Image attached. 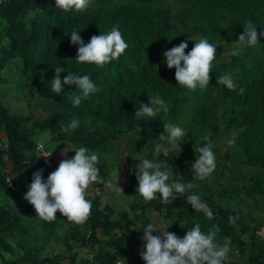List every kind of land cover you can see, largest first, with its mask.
<instances>
[{
	"label": "trees",
	"instance_id": "trees-1",
	"mask_svg": "<svg viewBox=\"0 0 264 264\" xmlns=\"http://www.w3.org/2000/svg\"><path fill=\"white\" fill-rule=\"evenodd\" d=\"M92 5L84 12H63L55 7V0H9L0 6V94L8 82L4 70L19 63L27 94L36 96L38 107L48 112L45 118L36 119L0 104L1 263L65 264L60 251L47 254L42 253L46 246L35 247L41 237L50 244L54 239L66 241L70 252L67 264L77 263L72 249L75 242L94 253L92 258L84 256L82 264H114L118 259L145 264L140 257L143 248L137 252L136 243L148 223L161 219L173 222L167 224V231L180 238L197 223L204 233L218 229L219 243L223 244L225 237L231 241L224 264H264V237L259 231L264 217L257 210L264 205V0H92ZM249 21L256 26L258 42L240 45L237 40ZM114 25L128 44L119 59L104 67L78 64L79 46L71 43V31L77 30L88 43L92 35L106 33ZM203 38L216 45L217 52L209 84L191 91L177 83L175 68L167 67L163 54L181 42L187 43V54L195 41ZM234 49L238 55L232 54ZM56 67L65 70L60 73L62 81L68 72L88 75L100 91L73 106L69 97L80 94L75 85H65L61 94L51 91ZM224 74L233 77L238 85L235 91L219 85L217 76ZM156 95L169 106V112L135 116L141 104L151 106L148 96ZM74 118L79 119V127L62 131ZM165 123L182 127L186 134L177 141L181 149L170 148L157 157L154 145L160 142ZM48 131L53 140L73 146L69 151L72 156L74 147L95 153L120 152V140L124 139L131 155L129 189L134 193L139 156L160 163L170 180L192 182L196 187L183 196L174 194L168 204L159 193L152 201L136 193L129 209L119 211L118 216L113 206L102 204L101 195L87 196L92 209L83 225L67 221L59 211L56 220L42 221L32 205L27 203L22 209L14 200L28 191L33 173L42 169L46 181L54 171L36 151L35 137ZM207 135L216 168L206 179L197 180L192 170L199 155L195 149L207 143L203 139ZM233 136L236 143L229 146L227 141ZM97 168L106 175L105 164ZM16 173L18 182L13 178ZM189 194L199 195L214 217L195 212L185 199ZM229 216L237 217L234 223L229 222ZM130 224L134 226L126 232Z\"/></svg>",
	"mask_w": 264,
	"mask_h": 264
},
{
	"label": "clouds",
	"instance_id": "clouds-1",
	"mask_svg": "<svg viewBox=\"0 0 264 264\" xmlns=\"http://www.w3.org/2000/svg\"><path fill=\"white\" fill-rule=\"evenodd\" d=\"M91 6H93L92 0H55V7L63 12L72 10L84 12ZM243 28L244 33L239 36L238 43L248 46L256 45L258 42L256 26L249 21L243 25ZM261 34L264 35V33ZM71 43L79 46L75 58L78 64L89 63L98 67H104L110 62L118 60L128 47L116 25L106 33L92 35L88 43L83 41L77 30H73L71 31ZM187 47V43L181 42L178 46L165 51L164 62L169 69L175 68V80L180 86L191 91H195L197 87L204 89L210 81L212 61L215 59L217 46L203 38L195 41L192 49L185 54ZM232 54L238 55V50L234 49ZM54 71L55 77L51 81V91L55 94L63 93L65 85H75V88L79 89V95L72 94L69 97L73 106H79L82 100L88 99L90 94L100 91L88 75L79 76L68 72L62 81L60 73L65 72L64 68L56 67ZM217 81L219 85L226 86L228 90L235 91L238 87L233 77L228 74L217 76ZM239 91L240 94L244 93L242 87L239 88ZM148 97L151 106L141 104L134 113L135 116L154 117L161 111L169 112V106L160 96ZM79 124V119L74 118L62 131L71 132L78 128ZM164 129V133L158 136L160 142L154 145L153 154L157 157L161 152L167 154L170 148H180L177 141L186 134L182 127L172 123H165ZM209 137L210 135H207L203 138L204 141H207L204 146L195 149L199 155H196L192 170L197 180L206 179L216 168V157L212 151L213 145ZM235 143V136L227 141L229 146H234ZM38 147L43 157L47 158L53 154L54 150L46 151L42 143ZM71 150H73L71 147L66 148L63 154L66 156ZM74 150L75 155L70 159L61 160L58 167L47 176L46 181L42 177V169L33 173L32 182L24 199L34 207L36 216L42 221L56 220V213L59 211L67 221L83 225L91 215L92 203L86 198V195L90 186L103 182L97 168L99 157L86 147H74ZM135 175L138 181L136 193L145 201L156 199L157 193H159L162 202L168 204L175 199L174 194L183 196L184 193L196 187L192 182L185 184L178 179L170 180L169 172L162 170L160 163L149 159L140 160V163L135 165ZM119 189L122 191L121 188ZM185 199L195 212L203 211L209 219L214 217L213 211L208 208L206 203L202 202L199 195L189 194ZM236 219V216H229L230 223H234ZM171 223L173 222H159L158 224L150 222L143 229L144 244L140 251V257L145 261V264H224L230 248V238H223V244H221L217 241L218 229L204 233L198 223L187 230L183 238H180L175 233L167 231L170 226L166 227L165 225H171ZM153 232L157 235H153Z\"/></svg>",
	"mask_w": 264,
	"mask_h": 264
},
{
	"label": "rangeland",
	"instance_id": "rangeland-1",
	"mask_svg": "<svg viewBox=\"0 0 264 264\" xmlns=\"http://www.w3.org/2000/svg\"><path fill=\"white\" fill-rule=\"evenodd\" d=\"M18 67H19V69H18ZM3 76H5L8 79V82L3 85L4 90L2 91L3 93L0 94V104L7 106L8 108H10V110L12 112L17 113L18 115H24V114L25 115H31V114H33L36 119L45 118V116L48 112H47V110L43 109L42 107H40V106L38 107L37 100H39V99L36 96L33 97V96H29L27 94L28 89L24 85V81H23L24 76L22 75V71L20 69V64L16 63V66L14 63L9 64L3 72ZM232 130L234 132H236L235 129H232ZM35 138L37 140L43 142L50 152H52L54 150L52 152L53 154L56 152H60L63 155V152L66 148L71 147L73 149V146L71 144L65 145L64 143H61V141L53 140L51 137V133L49 131L45 132L44 134L37 135ZM120 142L123 146L122 151H120V152H113V153L112 152L111 153L110 152L109 153H102V152L99 153L98 152V153H96L99 157L98 164H102V165L105 164L108 166V168H107L108 169L107 179H108V185L109 186L113 185V183L110 181V179L112 177L117 178L118 175L120 174V172H121L120 169L123 168L122 162H127V164H128V160L131 158V155L129 152V146L125 145L124 139L120 140ZM220 142H221V139H220ZM116 147H117V144L115 145L114 148H116ZM222 148H223V150H225L226 147L223 146ZM71 157H72V155L68 152L64 158H60L58 161H56L57 162L56 168L58 167L59 162L61 160L68 159ZM138 159H139L138 161L140 163V160H143L144 157L139 156ZM132 161H134V159H132ZM128 167H129V165H128ZM56 168H54V170ZM100 174H101V171L99 170V176H100L101 180H104V177L101 176ZM13 178H14L15 182L16 181L18 182L19 177H18L17 173L15 175H13ZM115 190H116V188L113 185V191H115ZM135 195H137V194L134 193L133 191H131L130 189H124L123 188L121 193H120V196H118V200L121 202V205L116 207L117 210L115 211L114 215L118 216L119 211H123V210H125L124 208H128L130 203L135 201ZM100 197H101V201H102L103 205H105L104 202H106L107 204L114 206V202H112V200L110 198H108L105 195V193H103ZM14 201H16V203H18V204H21L22 209H25L28 205L27 204L28 202L24 199L23 194H21L19 196V199L14 200ZM257 210H261L259 214H260V216L264 217V205L262 204V206H259V208ZM148 214L150 215L151 211H149ZM28 216L33 217L31 214H28ZM155 220H157V219L153 220V224H158L159 222H164V220H161V219H158L159 222L155 221ZM36 222H37V220H36ZM64 225L67 226L68 225L67 222H65ZM133 226H134L133 224H130V228L127 227L125 229V231L128 232L129 230H131L133 228ZM165 226L167 227L168 225L166 224ZM37 231H40V230H34L32 232L36 233ZM259 231L262 234V236L264 237V225L261 227V229ZM59 232H61V230ZM50 242H52V240H50ZM65 243H66V241H62V240L56 241L54 239L53 244H50L46 241V239H42L40 237L39 239H37L35 247L46 246L42 253H47V254H52L53 252L58 250L62 254L65 255V259H66L65 263H67V260H69L70 252L67 249ZM71 243H73V242L71 241ZM143 244H144L143 240L139 239V241L136 243V248L138 249V251H140L141 248H143ZM73 245H74L72 248L73 252L76 253V256H77V258H76L77 263L76 264H81V259L85 256L84 249L82 246L77 244V242H75ZM5 256H6V258H9L10 254L6 253ZM129 263H131V262H129ZM129 263L124 262L123 264H129ZM0 264H2L1 260H0Z\"/></svg>",
	"mask_w": 264,
	"mask_h": 264
},
{
	"label": "crops",
	"instance_id": "crops-1",
	"mask_svg": "<svg viewBox=\"0 0 264 264\" xmlns=\"http://www.w3.org/2000/svg\"><path fill=\"white\" fill-rule=\"evenodd\" d=\"M70 153V152H69ZM71 154V153H70ZM53 156H54V159H55V162L56 161H58L60 158H64L65 157V155L63 154H61L60 152H56V153H54L53 154ZM68 159H70V158H68ZM122 164H123V168H121L120 170H121V172H120V174L118 175V177L117 178H111L110 179V181L113 183V185L115 186V188H116V190L115 191H113V185L112 186H109L108 185V179H107V174H108V166L107 165H105L106 166V169H107V171L106 170H104V172H106V175L104 176L102 173L100 174L101 176H103L104 177V180H102L103 182H100V183H98V184H94V185H92V186H90V188L88 189V191H87V195H86V197L88 196V197H93L95 194H94V190H95V188L97 187V186H99L100 184L101 185H104V189H103V192H102V194L103 193H105V195L108 197V198H110L111 200H112V202H114V208L117 210V208L116 207H118V206H120L121 205V202L118 200V196H120V193H121V190L119 189V188H121V189H129V186H130V184H131V175H132V173H131V171H130V169H129V167H128V164H127V162H122ZM56 166H57V162H56ZM101 171H103V170H101ZM101 194V195H102ZM95 196H97V195H95ZM104 204L106 205L107 203L106 202H104ZM129 207H130V205H129ZM129 207L128 208H124L125 210H128L129 209ZM127 228V227H126ZM125 228V229H126ZM129 228H130V226H129ZM102 229L101 228H99L98 229V232L100 233V234H102ZM116 231H118V229H116L114 232H116ZM83 249H84V253H85V256H87V257H89V258H92L93 256H94V253H92L91 252V250H90V248L89 247H83ZM137 249V248H136ZM137 251H138V249H137ZM66 259H64L63 260V262L65 263L66 261H65ZM70 260V259H69ZM69 260H67V263L69 262ZM67 263H65V264H67ZM82 264V263H81Z\"/></svg>",
	"mask_w": 264,
	"mask_h": 264
},
{
	"label": "built area",
	"instance_id": "built-area-1",
	"mask_svg": "<svg viewBox=\"0 0 264 264\" xmlns=\"http://www.w3.org/2000/svg\"><path fill=\"white\" fill-rule=\"evenodd\" d=\"M9 0H0V6L2 5V4H4V3H6V2H8ZM43 144L44 145V149L46 150V151H48V152H50L48 149H47V147H46V145L43 143V142H41V141H38L37 143H36V151H37V153L41 156L42 155V152L40 151V149H39V147H38V145L39 144ZM41 158V160L44 162V164L46 165V166H49V167H51V168H56V162H55V159H54V156H53V154L50 156V157H43V156H41L40 157ZM7 180L8 181H10V178L9 177H7ZM11 185V188L12 189H14V190H16V186L14 185V184H10ZM103 189H104V186L103 185H99V186H97L96 188H95V190H94V194L95 195H97V196H99V195H101L102 194V192H103ZM25 193L26 192H21V194H23V196L25 195ZM27 201V200H26ZM28 202V201H27ZM28 204H30L29 202H28ZM31 205V204H30ZM124 263V260H122V259H118L114 264H123ZM97 264H105V263H97ZM136 264H140V263H136Z\"/></svg>",
	"mask_w": 264,
	"mask_h": 264
}]
</instances>
